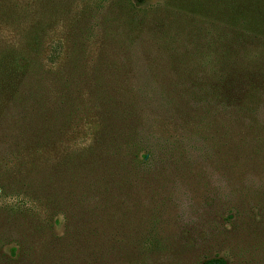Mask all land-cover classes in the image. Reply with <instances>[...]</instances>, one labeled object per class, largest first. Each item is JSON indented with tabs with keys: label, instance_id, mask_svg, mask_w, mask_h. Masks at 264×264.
<instances>
[{
	"label": "rangeland",
	"instance_id": "374dc122",
	"mask_svg": "<svg viewBox=\"0 0 264 264\" xmlns=\"http://www.w3.org/2000/svg\"><path fill=\"white\" fill-rule=\"evenodd\" d=\"M46 1L0 0V264H264V0H234L204 58L186 55L198 25L177 30L187 48L167 28L125 49L96 26L80 72L50 48L77 0ZM41 16L58 27L36 32ZM32 38L46 42L26 78ZM23 84L38 111L13 102Z\"/></svg>",
	"mask_w": 264,
	"mask_h": 264
},
{
	"label": "trees",
	"instance_id": "16d2710c",
	"mask_svg": "<svg viewBox=\"0 0 264 264\" xmlns=\"http://www.w3.org/2000/svg\"><path fill=\"white\" fill-rule=\"evenodd\" d=\"M64 1L65 0H48L46 1V8L51 7L55 11L61 4H64ZM142 2L143 1H138L135 3L134 0H77L74 7L78 13L71 18V27H69L71 29L76 27L75 30H77V24L86 23V31L80 30L75 32L74 30L72 32L69 28V36L66 33L64 39L58 41L56 35L55 40H53L54 42H50V48L53 52L57 53L60 56L58 57L62 60H64L62 56L65 54V59L68 60V67L80 72L81 64L79 62L81 54L78 53L83 49L80 41L84 38V33L91 32L96 26L104 29L105 34L103 39L105 42L110 40V44L114 47L125 49L131 44L129 42L133 37L148 35L149 38L156 31L161 32L167 28L171 33L167 41L171 45L177 44L185 47L183 45L185 36L183 33L177 31L179 26L184 28H191L192 26L196 28L198 25L200 27L191 30L190 33L186 35V41L195 46L191 51H186V55H195L204 58L206 51H209V49L216 44L217 21H221L226 26H231L229 23H232L234 18L239 19L240 17L238 12L235 11L234 0H156V3L147 4L143 7ZM45 10L47 13V9ZM151 14L153 15V20H151ZM52 19L53 16H41L40 20L33 28L37 30L36 32H43L44 35H47L49 31L53 30L51 28L58 27V25L52 26L49 24ZM99 20H101V24H95ZM174 26L178 27L175 29ZM63 27L64 30H67V23H64ZM48 37L49 36H46V38ZM38 39L32 38V41L23 40L19 50L16 52L18 54L17 57L22 58L20 59L21 63L17 62L18 58L16 59L15 63H17L15 66L19 65L17 68L20 69L21 74L26 76V78L30 74H36L34 72H29L32 71V68L38 66V62L40 63L41 58H38V50H40L41 46L46 41L42 42L41 39ZM187 42L185 48H187L189 44ZM82 44H84V42ZM8 51L10 52L11 48H9ZM210 63L213 67H216L214 66L216 64L215 56L210 59ZM212 74L216 75V73ZM54 75L61 77V74L59 76L57 74ZM65 84L67 87L70 85L69 81H66ZM23 88H25V90L11 88L13 91V102L15 105L23 106V110L27 113L31 110L38 111L37 107L43 100V95L40 94L32 84H23ZM63 97H65V95H62V98ZM66 99L71 102L69 97ZM60 101L62 108V105L65 107L73 106L64 99H60ZM109 101L113 102L112 99ZM208 104L210 105V103ZM36 116L41 119L39 112ZM139 154L140 153L132 155V157L130 156L132 163L136 164L138 167L140 164L146 167L151 163L153 155L150 151H148V153H141V155ZM205 264H226V262L223 259H213L205 262Z\"/></svg>",
	"mask_w": 264,
	"mask_h": 264
}]
</instances>
